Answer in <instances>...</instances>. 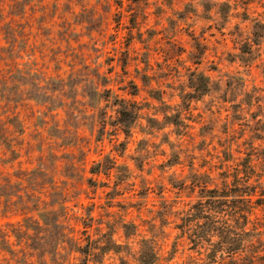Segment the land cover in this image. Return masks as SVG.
Wrapping results in <instances>:
<instances>
[{
	"label": "rangeland",
	"instance_id": "obj_1",
	"mask_svg": "<svg viewBox=\"0 0 264 264\" xmlns=\"http://www.w3.org/2000/svg\"><path fill=\"white\" fill-rule=\"evenodd\" d=\"M119 116L130 122L125 133ZM258 119L264 0H0V175L14 179L18 165L43 157L48 174L30 187L71 197L66 223L87 252L71 264H138L141 247L151 264H234L222 233L236 222L214 219L218 237H200L191 230L205 225L180 219L203 186L223 188L219 172L264 156ZM102 158L115 168L87 184ZM257 163L260 176L238 187L255 189L241 209L251 201L245 229L260 227L264 243ZM11 179L2 189L23 194ZM224 182L235 188L230 176ZM219 200L223 211L235 201ZM20 220L0 215V227ZM205 239L225 262L204 260ZM18 251L20 263L0 250V264L32 262ZM57 263L67 264L65 251Z\"/></svg>",
	"mask_w": 264,
	"mask_h": 264
},
{
	"label": "trees",
	"instance_id": "obj_2",
	"mask_svg": "<svg viewBox=\"0 0 264 264\" xmlns=\"http://www.w3.org/2000/svg\"><path fill=\"white\" fill-rule=\"evenodd\" d=\"M189 94L194 96V93ZM118 113L121 114L122 112L118 111ZM163 116L164 119L168 118L166 114ZM118 122L122 126L124 133L129 130V121L125 123L124 119H121V116H119ZM258 122L261 125L264 123V120L258 119L257 123ZM257 138L261 139L262 137ZM48 156H50V158L53 157L51 153L48 154ZM255 156L254 160H256V163H252V156L247 155L240 159L238 162L239 165L232 173L226 170L219 172V175L222 176L220 178H224L221 182L223 188L218 191L216 188L211 189L203 186L199 189L196 203L192 204L188 209L190 211L187 210L180 219L184 222H195L197 226L205 225L201 230H191L192 235L198 234L200 237H209L211 234L218 237L219 227L214 225V219L228 218L229 221L236 222L238 226H234L233 229H228L226 233H222L226 240H230L227 242L230 246L228 248V253L231 258L237 260L234 264H264V243L260 227H255L252 232L245 229V226L250 223L249 218L254 209V207L249 205L252 204L249 203L251 201H247L248 207H246V209H241L244 203L242 197L251 199L255 189H253V187L246 189V187L243 186L245 188L243 190L241 186L238 187V185L241 184L245 185L244 183H247L250 178L260 176L256 167L259 165L257 162L261 160L264 161V156L261 157V159L259 154ZM104 158L109 160L112 157L106 154ZM104 158L92 161L93 165L88 170L90 176L84 179L87 184H94L96 181V179L93 178L94 175H107L111 168H115L114 161L111 165L107 166L105 161H103ZM36 160V164L32 167L18 165L13 172L14 179L13 177L11 179L10 175H0V215L4 217L11 214L21 215L20 221L15 223L7 222L3 224L2 228L0 227V250L4 249L11 260L20 263V258L18 257V249H20L24 258L29 257L33 263L41 264H47V259L51 264H58L57 255L60 250H63L66 253L67 264H71L72 261L69 259L72 254H82L83 258L84 254H87L86 250L79 244L78 239L75 237V230L66 223L70 217V211H74L72 209L73 206L69 207L68 205L71 197H66V194L62 193L61 199L58 200L53 197V192L55 190L46 194L43 191H37L33 188L34 184L39 182V179L47 176L49 170L46 168L47 166L42 156L37 157ZM102 164H104V166ZM228 176L231 178L232 186L235 187L231 191H225L228 184L224 182V180ZM10 179L14 181L15 187L19 188V192L21 190L23 194H8L7 191L2 189V186H5L3 184L11 188ZM10 195H13L14 199H11ZM220 197H229L235 200L233 203L231 201L230 205L226 204L229 208L228 211L222 210V206L225 204L219 200ZM44 199H46V201H44ZM11 200L13 201L10 202ZM80 206L86 209V206ZM238 207H240V211L235 210V208ZM234 232H237L239 235L251 233V239L249 241L246 239H244V241H235L232 239V237L235 236L233 235L235 234ZM10 239L13 241L10 242ZM207 241L208 239H205L204 242ZM8 243L9 245H7ZM15 246H18V249H13V247L16 248ZM199 250H202L204 260L213 261L215 255H218V259L225 262L226 257H223L220 255L221 252H218L220 250L217 243L210 245L208 241L205 245H199ZM142 252L143 250L141 247L139 255L135 259L136 262H138V264H151L150 262L142 261ZM86 263L85 261L82 262V264Z\"/></svg>",
	"mask_w": 264,
	"mask_h": 264
}]
</instances>
